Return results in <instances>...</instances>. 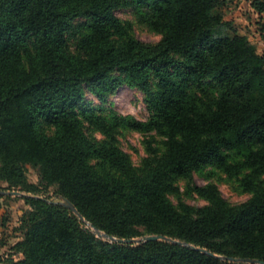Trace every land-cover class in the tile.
<instances>
[{"label":"trees","instance_id":"trees-1","mask_svg":"<svg viewBox=\"0 0 264 264\" xmlns=\"http://www.w3.org/2000/svg\"><path fill=\"white\" fill-rule=\"evenodd\" d=\"M126 2L151 10L158 42L138 39L115 16L113 9ZM223 3L0 0V176L25 187L24 166H39L41 180L57 185L61 198L24 197L32 207L22 221L24 258L11 264L264 261V55L242 33H216L224 25L216 12ZM253 7L264 13V0ZM80 17L90 22L73 49L68 36ZM113 71L150 98L155 114L148 122L116 115L108 122L86 111L105 136L92 139L78 104L86 89L102 101L115 92L121 81L108 80ZM123 125L163 135L164 151L134 166L114 143ZM211 161L251 197L230 204L214 187H198L207 205L176 206L169 194L177 192V180L192 182L195 170ZM94 229L121 239L173 241L98 247Z\"/></svg>","mask_w":264,"mask_h":264},{"label":"rangeland","instance_id":"rangeland-1","mask_svg":"<svg viewBox=\"0 0 264 264\" xmlns=\"http://www.w3.org/2000/svg\"><path fill=\"white\" fill-rule=\"evenodd\" d=\"M254 0H224L221 7L216 9L223 15L224 25L216 32L220 35L233 37L235 32L246 35L249 41L257 47L260 54L264 55V30L261 32L260 24L264 25V13H258L253 7ZM116 17L130 26L131 33L138 39L147 43H156L161 39V34L152 28L148 19L151 10L137 2H126L113 9ZM90 22L87 17L76 18L73 21L74 29L69 33L70 46L75 49L79 38ZM120 71H113L108 80L119 79L118 88L102 101L89 89H86L84 99L78 104V112L83 121L86 134L97 140L105 138L101 130L85 119V112L91 111L94 116L111 121V116H120L136 121L148 122L155 114V106L150 98L137 87L130 86ZM47 130V128H45ZM115 144L126 153L134 166H142L145 158L152 156L155 151L162 153L165 149V137L156 131H141L123 125L117 128ZM155 149V150H154ZM2 175V174H0ZM5 175V174H4ZM24 177L27 186L12 184L15 180L0 176V190L17 191L24 195L4 194L1 198L2 217L0 218V264H11L24 258L23 242L26 238L27 228L22 221L28 211L32 209L30 203L24 199L27 196L47 198L49 201H59L57 185H48L41 180L39 166L26 164ZM192 182L188 178L180 177L177 180V192L169 194L172 202L181 205L203 206L209 201L198 192L199 188L214 187L221 198L230 204L245 202L251 193L245 191L236 177H229L215 161L208 162L195 170ZM88 226L91 224L88 223ZM92 227V226H91ZM98 247L101 243L112 242L103 234H98L96 229ZM147 235H139L134 239H141ZM100 242V243H99ZM232 261V260H230Z\"/></svg>","mask_w":264,"mask_h":264},{"label":"water","instance_id":"water-1","mask_svg":"<svg viewBox=\"0 0 264 264\" xmlns=\"http://www.w3.org/2000/svg\"><path fill=\"white\" fill-rule=\"evenodd\" d=\"M8 193H11V194H16V195H24L20 192H17V191H11V192H8V191H3V190H0V194H8ZM63 201H64V204L67 205L68 207H70L74 212L78 213L77 209L73 206V204L66 198H62ZM96 232L98 234H103L105 237L111 239L112 241H117V242H121V243H127V244H133V243H142V242H147V241H152V240H167V241H173L171 238H168L167 236H164V235H147V236H144L142 237L141 239H134V238H129V239H121V238H116L114 236H111V235H108L106 233H103L101 232L100 230L96 229ZM192 248H195L197 250H201L203 252H206L210 255H216L208 250H206L205 248H200V247H195L193 245H190ZM230 260L232 261H240L239 258H230ZM248 262L250 263H256V264H264V261H260V260H252V259H248L247 260Z\"/></svg>","mask_w":264,"mask_h":264}]
</instances>
